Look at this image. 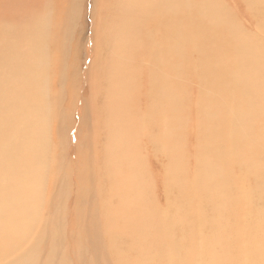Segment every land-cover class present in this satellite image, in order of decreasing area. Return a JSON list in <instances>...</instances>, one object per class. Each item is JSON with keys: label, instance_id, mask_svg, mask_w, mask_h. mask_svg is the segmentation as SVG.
Wrapping results in <instances>:
<instances>
[{"label": "rangeland", "instance_id": "rangeland-1", "mask_svg": "<svg viewBox=\"0 0 264 264\" xmlns=\"http://www.w3.org/2000/svg\"><path fill=\"white\" fill-rule=\"evenodd\" d=\"M162 1L0 0V85H3V87L0 86V92L4 91L5 93L7 90L9 94V91L12 90V87L8 89L6 86L7 78L8 80L12 79L8 84L17 85L11 97L2 95L0 104L4 102L5 106L12 101H15L13 105L18 104L12 106L9 109L10 112L3 107L5 116L9 115L8 117H10H4L3 121L7 123L9 120L10 122L13 120L12 124L18 126L17 124L26 122H21L20 116L23 115L30 124L38 122L46 133L44 134L42 131L43 134H41L45 137L42 136L44 140H40L42 143L39 141L40 145L43 144V147H47L45 150L48 151V154L44 152L45 158L44 156H33L35 160L37 159L33 165L39 170L37 169L36 180H32V184L37 185L30 191V194L34 193L36 201L31 204V199L29 203L33 205L31 207L33 211L29 213L27 225L23 218V224L19 226L20 229L18 228V234L14 240L7 244H4L6 241L3 242L4 256L11 254V259L15 260L19 259V255L21 257L28 256L30 253L35 259L36 250L37 258L39 256L40 260H34L36 264H42V259L43 264H97L98 262V264H214L216 262L219 264L220 261V264H264L263 141L261 140V150H263L261 156L259 151L257 154L259 156L255 155L254 157L263 159L261 166L259 164L252 165L249 162L246 164L244 161L246 151H241L245 150L244 148L240 150L241 146L235 148L236 152H239L237 154H235V149L231 150L237 157L232 156L233 153L231 156H228L230 154L220 156L218 153L215 157L211 156L209 152L208 155L202 154L203 149L213 151L216 147L213 144V138L210 143L206 142L209 140L208 138V140L203 139L208 131L209 123V118H205L208 113L205 114V112L207 110L210 113L211 110L213 113L217 110L224 112V108L222 110L221 107H216L218 105L217 93L220 92L214 88L218 85L216 84L218 78L214 71L217 70L216 73L224 74L230 67V57L223 63H221L222 58L225 57H220V64L214 63L216 58L213 61L210 46L217 39L222 40L223 36L227 35L234 41L232 45L236 43L234 39H247L245 41L247 46L253 43L251 44L252 51L264 54V0H255L256 2L254 0H180L181 2L175 0L176 3L171 0L174 4L170 0ZM204 1L206 4L211 1L208 3L215 7L206 10L208 14L206 11H202L205 5ZM186 3L191 4L193 8L187 10L186 5L188 4ZM181 5H183L182 8ZM156 6H160V9L163 10L160 15L158 12L154 13ZM169 6L174 8L171 9ZM103 9H107V11ZM176 9H180L179 12H175ZM187 11L190 19L193 18L191 15H203L204 18L201 19L204 21L203 25L193 26V21H187L185 14ZM209 11L213 12L209 13ZM203 12L204 14H201ZM181 15L184 18H181ZM153 23L156 29L153 28ZM187 23H189L188 32L186 28L182 33V29ZM181 33L186 37H182ZM89 37H91L90 41ZM192 38L199 47L194 43L195 46L192 47ZM181 39L183 43H181ZM199 40H203V42ZM98 41H101L103 49L97 46L99 45ZM245 44L242 45L245 46ZM133 46L134 49H132ZM155 49L162 50L160 54L165 56V62L169 65L173 62L169 63V60L174 59L175 55L179 59L183 55L181 57L183 60L178 61L182 67V69L180 68L181 75L180 73L174 74L176 69L172 64L170 69L167 68L168 73L161 71L165 69L164 72H166L165 67H162L161 72L158 71L159 67L163 64L165 66L167 63L161 61L165 60L162 54L159 55L162 58H158ZM97 50L103 51L102 56L96 53ZM246 52L247 50L245 57L247 56ZM168 53L171 56H169L170 59ZM185 55L186 59H184ZM114 56L116 57L113 58ZM144 57L147 58L144 60V67L142 66L143 71L141 65L138 64ZM154 60L157 62L156 69L154 68L156 71H153L155 75H159L160 72L158 78L162 80L163 77L164 80L169 81L168 83L165 81L167 93L170 95L169 101L165 100L166 103H162V99L159 98L158 104H155L156 100L151 90V86H155V84L151 79L157 80L158 78L151 75L150 81L147 74H144L147 73L145 66H148V61L151 62L149 65H155ZM262 60L264 59L262 58ZM16 62L21 67L16 69L18 65ZM158 65L159 67H157ZM171 66L174 67L172 73H170ZM22 68L33 71L20 73L21 76L19 72ZM38 69L41 70V73L39 71L36 74ZM12 72H18V74ZM11 73L12 77L10 78ZM132 73L136 76L134 77ZM165 74H167L166 77ZM15 75H18L19 78ZM34 77L41 78L42 100L31 94L34 91L32 89L35 84ZM175 77L180 78L176 81ZM15 79L22 82L18 81L17 83ZM132 83H136L134 90L132 88L133 86L135 88V85ZM16 91L20 94L15 93ZM171 93L172 95L178 93L182 100L176 102L173 99L172 101ZM14 94L20 95V98ZM207 94L210 96H206ZM4 97L7 101H4ZM97 97L98 109H91V104ZM207 99H209L208 102L213 101L214 107L211 105L213 109L209 105L211 102L205 103ZM144 101H147V105ZM180 104V108H177ZM249 104L251 106L242 104L241 99L238 101L236 109L242 107L251 112L254 108L251 103ZM148 105L158 109L161 116L158 115L152 119L150 116L146 117L149 112L146 111L152 110ZM39 106H43L42 112L39 111ZM130 106L131 108H129ZM160 108L165 109H161V111ZM169 108L170 110H168ZM16 112L19 114L17 115ZM138 112H141L146 124L138 120L139 128L136 127L137 123L133 128V123H129L128 118L136 119L139 117ZM150 112L149 115L155 111ZM89 113L94 117H99L101 114L95 128L89 119L91 117H89ZM126 113L127 118H124L125 121H123L120 118H123V114ZM28 116L33 117L32 121ZM204 118L207 120L204 121ZM14 120L20 122L15 123ZM28 123L27 126L32 127ZM261 123L260 120L259 123L253 124L251 132L254 129L253 133H256L258 131L256 128L260 131L264 130V123ZM259 124L261 125L259 126ZM6 127L8 128V125ZM220 127L226 129L228 133H238L237 129L228 124L221 123ZM92 130H94L93 133ZM81 134L82 136L86 134L85 139L78 137ZM120 134L122 135L119 136ZM129 134L131 136L128 138ZM101 136L103 139L99 138ZM116 137L119 138L116 139ZM96 139L101 149L98 152H96L97 147L95 149ZM198 139H202L201 142ZM7 140L8 134L0 135L1 144L5 141L7 143ZM89 140L96 142L92 141L91 143ZM253 142L256 141L253 140ZM46 144L47 146H45ZM256 144L257 142L254 145L256 146ZM75 152L76 155L80 154L79 157L74 155ZM231 157L239 158V161L233 163V160L231 163V161L229 162ZM211 164H213V170L211 167L209 169ZM42 165L44 166L42 167ZM201 167L204 169L201 170ZM239 172L242 177H238ZM207 173L217 175V179L220 173V180L228 190H221L222 184L220 183L215 186L216 192L211 194L210 192L213 190L211 185L208 187L210 183L207 187L205 185L211 179V175L212 177L214 175L211 174L209 177ZM247 174H249L248 177ZM258 176L260 177L258 178ZM198 182L199 185H197ZM196 188H201L202 191L200 190L199 193L198 190H195ZM247 188L253 196L247 193ZM102 190L103 192H101ZM102 193L104 198L101 196ZM240 195L243 198L239 197ZM220 196L224 197L218 198ZM253 197L258 201L253 202ZM212 198L216 200V203L212 202L214 200ZM248 198L252 202L251 204L247 203ZM202 207L206 211L199 220L197 215H201ZM199 222H201L200 230L197 225ZM212 223L213 229L208 230L206 226L210 227ZM225 226L227 227L225 228ZM25 228L27 229L23 230ZM194 231H201L205 237H201L199 232V234H195ZM95 233L96 235H94ZM54 235L56 236L54 237ZM49 236H52V239ZM216 236L221 240H217ZM92 237L101 245L99 246L96 241L93 244ZM16 238L21 240L20 244L15 242ZM196 243H200V246ZM6 247H9V250ZM223 248L226 252L225 255H222L221 258L218 257L219 260L213 259L212 261L213 256ZM202 249L204 251L206 249V251L203 253ZM50 252L54 255L51 256ZM29 258L30 256L22 257L21 261H29Z\"/></svg>", "mask_w": 264, "mask_h": 264}, {"label": "bare ground", "instance_id": "bare-ground-1", "mask_svg": "<svg viewBox=\"0 0 264 264\" xmlns=\"http://www.w3.org/2000/svg\"><path fill=\"white\" fill-rule=\"evenodd\" d=\"M106 2V0H103V2ZM160 1H162V0H160ZM163 1H165V0H163ZM162 1V2H163ZM171 1V0H170ZM169 1V2H170ZM172 1H174L175 2V0H172ZM171 1V2H172ZM178 1H180V0H178ZM183 1V0H182ZM219 1V0H218ZM258 1V0H257ZM174 2H172L173 4H174ZM181 2V1H180ZM206 1H204V9L202 10V11H206V10H210V9H214L215 7L214 6H211L209 3H211V1L208 3L207 2V4L205 3ZM254 2H256L255 0H254ZM253 2V3H254ZM176 3V2H175ZM170 4V3H169ZM186 4H188V3H186ZM256 4V3H255ZM104 5H105V3H104ZM103 5V6H104ZM170 5H172V4H170ZM254 5V4H253ZM102 6V7H103ZM180 6V5H179ZM182 6L183 5H181V8H182ZM255 6V5H254ZM260 6V5H259ZM92 7V6H91ZM171 9H173L174 7H172V6H169ZM176 7V6H175ZM186 7H187V10H191L192 8H193V6L191 5V4H188V5H186ZM189 7V8H188ZM264 7V6H263ZM156 8V11L154 12V13H159V15L163 12V10H161L160 9V6H156L155 7ZM180 8V9H181ZM170 9V10H171ZM180 9H176L175 10V12L176 11H178L179 12V10ZM103 10H106L107 11V9H103ZM177 12V13H178ZM207 12V11H206ZM206 12H205V14H206ZM213 11H209V13H212ZM186 14V16H187V18H186V16H185V18L186 19H188L187 21H193L194 22V25L193 26H198L199 27V24H202L203 25V23H204V21H202L201 19L202 18H204V16L202 15H191V16H193V18L191 17V19H190V15H189V13H188V11L185 13ZM201 14H204V12L203 13H201ZM207 14H208V12H207ZM206 14V15H207ZM205 15V16H206ZM182 16V15H181ZM217 16V15H216ZM157 17V16H156ZM207 17V16H206ZM160 18V17H159ZM162 18V17H161ZM181 18H184L183 16L181 17ZM163 19V18H162ZM162 21V20H161ZM156 22V21H155ZM192 22V23H193ZM211 22V21H210ZM157 23H159V21L157 20ZM156 23V24H157ZM163 23V25H164V22H162ZM215 23V22H214ZM161 24V23H160ZM166 24H168L167 22H166ZM189 23H187V25H185V27L182 29L183 31H182V33L185 31V29L187 28V32H188V27H189V25H188ZM163 25H161L162 26V28H163ZM184 25V24H183ZM160 26V25H159ZM197 27V28H198ZM153 28H155V24L153 23ZM157 28H158V25H157ZM161 28V27H160ZM197 28H194L195 30H198L199 31V29H197ZM156 29V28H155ZM159 29V28H158ZM168 29H169V27H168ZM175 29V28H174ZM203 29V28H202ZM212 29V28H211ZM172 30V29H171ZM176 30H178V29H176ZM200 30H201V28H200ZM204 30V29H203ZM173 31V30H172ZM198 31H196V32H198ZM147 32V31H146ZM154 32H156V31H154ZM175 32H177V31H175ZM195 32V31H194ZM157 33H160V34H162L161 32H157ZM180 33V32H179ZM181 33V36L182 37H186L185 35H183ZM203 33V32H202ZM155 34V33H154ZM196 34V33H195ZM198 34V33H197ZM177 35V34H176ZM212 35V34H211ZM210 35V36H211ZM175 36V35H174ZM200 36V35H199ZM164 37V36H163ZM167 37V36H166ZM173 37V36H172ZM176 37V36H175ZM179 38H181L180 36H178ZM195 38V37H194ZM194 38H192V40L194 39ZM202 38V37H201ZM218 38V37H217ZM90 39H91V37H89V41H90ZM170 39V38H169ZM182 40V39H181ZM201 40V39H200ZM199 40V41H200ZM234 40H236L235 42V44L234 45H232L233 43H234V41H232L231 39H229V37L227 36V35H224L223 36V39L222 40H218L217 39V41H214V43H213V45L212 46H210L211 47V49H212V59H213V61H214V58H216V61L214 62V63H217V65L218 64H220V60H221V58L220 57H225V58H222V62L221 63H223V62H225V60L227 61L228 60V58L230 57V67H229V70L226 72V73H224V74H222V73H216V71L217 70H215L214 72H215V76H217V78H218V82H216V84H218V85H216V87L214 86V88L215 89H217V91L218 92H220V93H217V95H218V105L216 106V107H221V109L222 108H224V112L222 113V111H214V113H213V110H211V113H210V111L209 110H207V112H205V114H207L208 113V116L210 115V117H208V116H203V117H205V118H209V123H208V125H207V133H205L206 134V136L203 138V139H207L208 141H206L207 143L209 142L210 143V141L212 140V138H213V144H215V149L213 150V151H205L204 149H203V151H202V154L203 155H206L208 152L210 153V155L211 156H213V157H215V155H217L218 153H220V156L221 155H224V156H226V155H228V154H230V155H228V156H231V154H232V156H234V157H237V156H235L234 155V152L233 151H231L232 149L234 150L236 147H240V150L242 149V148H244L245 150H241V151H246V154L244 155V157H245V159H244V161H246V164L249 162L250 164H259V166H261L262 165V161H263V159L261 160V159H258V158H254L255 157V155L257 156V154L259 153V151H260V156H261V151H263V150H261V142L263 141V143H264V130H262V131H260L258 128H256V130H258V131H256V133H253L254 132V129L252 130V132H251V129H252V127L254 126L253 124H256V123H259V121L261 120L262 121V123H264L263 121H264V75H260V74H264V63H263V61L264 60H262V58L264 59V54H261V53H255L254 51H252V48H253V46L251 45V44H253V43H250V45L249 46H247L246 44H245V41L247 40V39H234ZM88 41V42H89ZM94 41V40H93ZM92 41V42H93ZM134 41H135V39L133 40V44H134ZM172 41V40H171ZM171 41H169V42H171ZM180 41V40H179ZM213 41V40H212ZM249 41V40H248ZM95 42V41H94ZM93 42V43H94ZM99 42V45H97V46H99L100 47V49H103V45L101 44V41H98ZM98 42H97V44H98ZM166 42V41H165ZM190 42V41H189ZM195 41L193 40L192 41V44L194 43ZM200 42H203V40L202 41H200ZM252 42V41H251ZM172 43V42H171ZM180 43V42H179ZM181 43H183V40L181 41ZM245 44V46H243L242 44ZM254 43H255V41H254ZM163 44V43H162ZM175 44V43H174ZM195 44V43H194ZM193 44V46L192 47H194L195 45ZM198 44H204V43H198ZM261 44V43H260ZM165 45V44H164ZM164 45H162L163 46V50H165V47H164ZM167 45V44H166ZM169 45V44H168ZM94 46V45H93ZM96 46V47H97ZM197 46V45H196ZM167 47V46H166ZM172 47V46H171ZM181 47V46H180ZM190 47V46H189ZM197 47H199V45L197 46ZM216 47H217V49H216ZM241 47H243V48H241ZM139 48V47H138ZM174 48H175V46H174ZM182 48V47H181ZM132 49H134V46L132 47ZM168 49V48H167ZM192 49V48H191ZM191 49H190V52H191ZM195 49V48H194ZM156 51V53L158 54L157 56H158V58L161 56V54H160V52L162 51H158L157 49H155ZM171 50V49H170ZM177 50V49H176ZM242 50V52H240ZM247 50V56L245 57V51ZM263 50V49H262ZM133 51V50H132ZM167 51V50H166ZM172 51V50H171ZM174 51V50H173ZM180 51H181V49H180ZM236 51V52H235ZM95 52V51H94ZM167 52H169V51H167ZM175 52V51H174ZM178 52V51H177ZM182 52V51H181ZM193 52V51H192ZM235 52V53H234ZM238 52H240L239 54H237ZM251 52H252V54H251ZM255 54H254V53ZM261 52V51H260ZM98 55H100V56H102V53H103V51L102 50H97V52H96ZM116 54V53H115ZM171 54V53H170ZM178 54V53H177ZM197 54H198V51H197ZM196 54V55H197ZM213 54H215V55H213ZM237 54V55H236ZM160 55V56H159ZM174 55H175V53H174ZM173 55V56H174ZM180 55V54H179ZM182 55V54H181ZM116 56L117 57H119V55H117L116 54ZM116 56H114L113 58H115ZM169 53H168V58H169ZM183 56V55H182ZM181 56V57H182ZM121 57V56H120ZM134 57V56H133ZM132 57V58H133ZM162 57H164V59H165V56H163V54H162ZM162 57H160V58H162ZM167 57V56H166ZM171 57V56H170ZM181 57H180V59L179 58H177V55H175L174 56V59H172L171 61L169 60V63L170 62H172V63H170V65L172 64V65H174V67H175V69L176 70H174L175 71V73L174 74H179L180 73V68L182 69V67L180 66V62H178V61H182L183 59H181ZM196 57V56H195ZM146 58L147 57H144L142 60H141V62H140V64H138L139 66L141 65V67L143 66L144 67V65H145V61L144 60H146ZM175 58H177V59H175ZM188 58V57H187ZM190 58V57H189ZM18 59H19V57H18ZM170 59V58H169ZM184 59H186V55H185V57H184ZM20 60V59H19ZM121 60V59H120ZM134 60V59H133ZM161 60V59H160ZM160 60H159V62H160ZM177 60V61H176ZM156 60H154V63H156L155 65H149V64H151V62L150 61H148V66H145V71L147 72V73H144V74H147V76H148V78H149V80H150V77H151V75L153 76H156L155 75V73L153 72V71H156L155 69H156V65H157V62H155ZM162 62H164V63H167V62H165L166 61V59L163 61V60H161ZM23 62V61H22ZM158 62V63H159ZM15 63V62H14ZM17 63V62H16ZM19 63H21L20 61H19ZM19 63H17L18 65L16 66V69L17 68H19V67H21V65L19 64ZM144 63V64H143ZM161 63V62H160ZM160 63H159V65H160ZM25 64V63H24ZM116 64V63H115ZM130 64V63H129ZM143 64V65H142ZM225 64V63H224ZM159 65L157 66V67H159ZM170 65L167 63V64H165V66H164V64L161 66V67H159L160 69L158 70V71H160L161 69H163L164 67L167 69H170ZM176 65V66H175ZM177 65H179V66H177ZM226 65H228V64H226ZM41 66V65H40ZM138 66V68H140ZM151 66H152V68H151ZM225 66V65H224ZM143 67H142V70L144 71V69H143ZM163 67V68H162ZM174 67H172L171 66V68H172V71H170V73H172L173 72V69H174ZM213 67V66H212ZM218 67V66H217ZM129 68H131L130 67V65H129ZM155 68V69H154ZM224 68V67H223ZM23 69V70H22ZM21 69V71L19 72V75H21L20 73H25V71H30V73H31V71H33V70H31V69H25V68H22ZM154 69V70H153ZM168 69L166 70V72H164L165 71V69H163V70H161L163 73H168ZM141 70V71H142ZM39 71H40V73H41V70L40 69H38L35 73L36 74H38L39 73ZM131 71V70H130ZM160 71V72H161ZM225 71V70H224ZM232 71V72H231ZM132 72V71H131ZM153 74H152V73ZM160 72H159V75H160ZM212 72H213V68H212ZM13 74H18V72H16V73H14V72H12ZM12 73H11V76H10V78L12 77ZM28 73V72H27ZM157 73V72H156ZM169 73V74H170ZM7 74H10V73H7ZM133 75H134V73H132ZM173 74V75H174ZM195 74V73H194ZM130 75H131V73H130ZM159 75H157L156 77L158 78L159 77ZM163 75V74H162ZM166 75L167 74H165V77H166ZM180 75H181V73H180ZM185 75V74H184ZM22 76V75H21ZM20 76V77H21ZM136 75H134V77H135ZM145 76V75H144ZM153 76V77H154ZM179 76V75H178ZM1 77V76H0ZM15 77H17V78H19L18 77V75L16 76L15 75ZM171 77V76H170ZM182 77V76H181ZM184 77V76H183ZM186 77V76H185ZM9 78V79H10ZM23 78V77H22ZM129 78H130V76H129ZM137 78H139V77H137ZM172 78V77H171ZM178 78H180V77H175L174 79L176 80H178ZM216 78V77H215ZM1 79V78H0ZM23 79H25V78H23ZM33 79H35L34 80V87L32 88V89H34V91L33 92H31V94L33 95V96H36V97H39L40 99L41 98H43L42 97V95H43V90H42V88H41V85H42V83L40 82V79L41 78H39V77H34ZM130 79H132V78H130ZM144 79H145V77H144ZM159 79H160V81H159ZM183 79V78H182ZM181 79V80H182ZM12 79H10V80H8V78H7V83H6V86H7V88L8 89H10L11 87H12V90L11 91H9V94L7 93V90L5 91V93H4V91L3 92H0V98L1 97H3L2 95H4V96H7V95H9L10 97H11V95H13L12 93H13V91H15L16 89L15 88H17L16 86L17 85H12L11 83L10 84H8L10 81H11ZM14 80V79H13ZM16 80V79H15ZM146 80V79H145ZM153 82V84H155V86H151V90L153 91L152 93H153V97L155 98V100H156V102H155V104H158L157 103V100L159 99V98H161L162 99V103H166L165 102V100L167 101L168 99H169V93H167V85H166V82L168 83L169 81H166V79L164 80V78L162 77V80H161V78H158L157 80H155V78L154 79H151ZM150 80V81H151ZM173 80V79H172ZM171 80V81H172ZM176 80V81H177ZM203 80V79H202ZM216 80V79H215ZM19 82H22V81H20V80H18ZM18 81L16 80V82L18 83ZM166 81V82H165ZM193 81V80H192ZM1 82H2V80H1ZM13 82V81H12ZM133 82H134V80H133ZM172 82H175V81H172ZM187 82V81H186ZM14 84H15V82H13ZM16 83V84H17ZM136 83H137V81H136ZM136 83H132L133 85H135V88H134V86H133V90L134 89H136ZM181 83V82H180ZM215 83V82H214ZM138 85H139V83H137ZM141 84V83H140ZM151 84V83H150ZM171 84V83H170ZM176 85H177V83H175ZM174 84V85H175ZM2 85V84H1ZM0 85V86H1ZM143 85V84H142ZM148 85H149V83H148ZM187 85V84H186ZM185 85V86H186ZM90 86V85H89ZM188 86V85H187ZM198 86V85H197ZM206 86V85H205ZM2 87H3V85H2ZM132 87V86H131ZM142 87V86H141ZM171 87H173L172 86V84H171ZM170 87V88H171ZM143 88V87H142ZM175 88V87H174ZM195 88V87H194ZM0 90H1V88H0ZM213 90V89H212ZM211 90V91H212ZM45 91V90H44ZM138 91H141V90H138ZM222 91H224V93H222ZM142 92V91H141ZM147 92V91H146ZM172 92V91H171ZM178 92V91H177ZM207 92V91H206ZM227 92V93H226ZM15 93H18L17 91L15 92ZM138 93V92H137ZM149 93V92H148ZM18 94H20V93H18ZM18 94H14V95H18ZM80 94H82V93H80ZM138 94H140V93H138ZM158 94V95H157ZM160 94V95H159ZM182 94V93H181ZM214 94V93H213ZM142 95V94H141ZM157 95V96H156ZM209 94H207L206 96H208ZM97 96H99V95H97ZM147 96H149V95H147ZM171 99H172V101H173V99H175L176 100V102H180V99L182 100V97H180L179 96V94L178 93H173V95H172V93H171ZM204 96H205V94H204ZM210 96V95H209ZM215 96V95H214ZM13 97V96H12ZM18 97L20 98V95H18ZM35 97V98H36ZM138 97V96H137ZM216 97V96H215ZM214 97V98H215ZM225 97H227V98H225ZM5 98V97H4ZM17 98V97H16ZM140 98V97H139ZM152 98V97H151ZM154 98H152V99H154ZM217 98H215L216 100H217ZM225 98V99H224ZM228 98H229V100H228ZM3 99V98H2ZM9 99V98H8ZM10 99H12V98H10ZM14 99V98H13ZM18 99V98H17ZM137 99V98H136ZM160 99V100H161ZM206 99V98H205ZM204 99V100H205ZM242 99V104H245V105H248V106H251L249 103H251L252 105H253V107L252 108H254L250 113L248 112V110L246 111V108L245 109H243L242 107H240L239 109L237 108L236 109V105H237V103H238V101H240ZM246 99V100H245ZM4 100V99H3ZM15 100V99H14ZM42 100V99H41ZM208 100L209 99H207V101H205V103L207 102V103H209V102H211V104H209L210 105V108H212L211 107V105H212V103H213V101L212 100H210L209 102H208ZM215 100V101H216ZM4 101H7L6 100V98H5V100ZM9 101V100H8ZM12 101V100H11ZM135 101V100H134ZM169 101V100H168ZM15 101H12V103H10L9 102V104L8 105H5L4 106V102H2L1 104H0V135L2 136L3 134L4 135H7L8 134V140H7V143H6V141L5 142H2V144H1V142H0V264H36L35 262H34V260H39L38 258H39V256H38V258H37V255H36V250H35V259H34V256L32 255V254H30L29 253V255L28 256H30V260L28 261V260H24V261H21L22 260V257L23 258H26V257H28V256H20L19 255V259H15V260H12L11 258H12V255L10 254H8V255H5L4 256V254H3V251H4V249H5V247H4V244H7V243H9V241H11V240H14V238L17 236V234H18V232H17V230H18V228H19V226L21 225V224H23V218L25 219V225H27V223H26V221H27V219H28V216H29V213L30 212H32L33 210H31V207L33 206V205H30L29 203H30V201H31V199H32V202H31V204H33V201H36V199H35V195H34V193L31 195L30 194V191H32V189H34L35 187H36V185L37 184H32L33 182H32V180L33 179H35L36 180V178H37V176H38V172H37V169L39 170V168L37 167H35L34 165H33V162L34 161H37V159L35 160V158H33V156L34 157H36L37 155L40 157V156H44V158L46 157V155L44 154V152L45 153H47L48 154V151H46L45 149L47 148V147H43L44 145L42 144V145H40V140L41 139H43V137H45L44 135H42L43 134V132H44V134H46L45 133V130H42V128H41V126L38 124V122H37V124L36 123H34V122H32V124H30V123H28L27 122V120H25V117H23V115H21V113H20V111H19V113H17V115L19 114V115H21L20 116V119H22V123H23V121L25 122L24 124H17L18 126H14L13 124H12V122H13V120L10 122V120L6 123L5 121H3L4 120V117H8V116H5V113H4V108H6L7 110H9L12 106H14L13 105V103H14ZM17 102V101H16ZM34 102V101H33ZM120 102V101H119ZM118 102V103H119ZM145 102V101H144ZM147 102V101H146ZM146 102H145V104H146ZM170 102H171V100H170ZM182 102V101H181ZM17 103H19V102H17ZM22 103V102H21ZM42 103H43V101H42ZM139 103V102H138ZM160 103V102H159ZM172 103V102H171ZM204 103V104H205ZM3 104V105H2ZM23 104V103H22ZM37 104V103H36ZM41 104V103H40ZM97 104H98V97L96 98V100L94 101V103L93 104H91V109H98L97 108ZM120 104V103H119ZM128 104V103H127ZM168 104V103H167ZM176 104V103H175ZM182 104V103H181ZM181 104L177 107V108H180V106H181ZM241 104V103H240ZM239 104V105H240ZM16 105H18V104H16ZM19 105H20V103H19ZM121 105V104H120ZM147 105V104H146ZM160 105V104H159ZM178 105V104H177ZM176 105V106H177ZM30 106H32V105H30ZM137 106H139V105H137ZM136 106V107H137ZM145 106V105H144ZM150 105H148V107H149ZM158 106V105H157ZM167 106V105H166ZM174 106V105H173ZM205 106V105H204ZM213 106V105H212ZM4 107V108H3ZM18 107H20V106H18ZM29 107V106H28ZM37 107V106H36ZM43 107V106H42ZM42 107H40L39 106V108H40V112H42V110H43V108ZM135 107V106H134ZM146 107V106H145ZM214 107V106H213ZM16 108H17V106H16ZM21 108V107H20ZM129 108H131V106L129 107ZM142 108V107H141ZM250 108V107H249ZM5 109V110H6ZM14 109V108H13ZM31 109V108H30ZM48 109V108H47ZM90 109V110H91ZM116 109V108H115ZM119 109V108H118ZM150 109H152V110H147L146 112H148V115L146 116V117H149L150 116V118L152 119L153 117H155V116H158V115H160L161 116V114H160V111L158 110V109H155V107H153V106H150ZM162 108H160V110H161ZM163 109H165V108H163ZM162 109V110H163ZM213 109V108H212ZM215 109V108H214ZM248 109V108H247ZM145 110H146V108H145ZM157 110V111H156ZM161 110V111H162ZM168 110H170V108L168 109ZM171 110H172V108H171ZM177 110V109H176ZM216 110V109H215ZM223 110V109H222ZM11 110H9V112H10ZM15 111H16V109H15ZM150 111H155L153 114H151V115H149L151 112ZM177 111H180V110H177ZM32 112V111H31ZM145 111H144V113H146ZM165 112V111H164ZM168 112V111H167ZM166 112V113H167ZM181 112V111H180ZM179 113V112H178ZM247 113H249L248 115H247ZM41 114V113H40ZM113 114V113H112ZM122 114V113H121ZM138 114H139V117H137L136 119H129L128 118V120H129V123H133L132 124V126H133V128L135 127V125H136V123L138 122V120H139V122H144L143 124H146V121H144V118L141 116V112L139 113L138 112ZM147 114V113H146ZM145 114V115H146ZM7 115V114H6ZM12 115H13V111H12ZM120 115V114H119ZM124 115V117L122 118H120V119H122L123 121H125L124 120V118H127V113L126 114H123ZM144 115V116H145ZM91 115H90V113H89V117H90ZM100 116H101V114H99V117H94V116H91L89 119H90V121L92 122V124H93V126H94V128L97 126L96 125V122H98L99 121V118H100ZM134 116V115H133ZM163 116V115H162ZM176 116V115H175ZM77 117L79 118V116L77 115ZM172 117V116H171ZM8 118H10V117H8ZM28 118L30 119V121H32L31 119L33 118V117H30V116H28ZM39 118H41V117H39ZM46 118V117H45ZM45 118H43V119H45ZM159 118V117H158ZM163 118V117H162ZM204 118V121L205 120H207V119H205ZM15 119V118H14ZM17 119V118H16ZM179 119V118H178ZM110 120V119H109ZM133 120V121H132ZM171 120V119H170ZM202 120H203V118H202ZM15 121V120H14ZM18 122H20L19 120H17ZM17 121H15V123L17 122ZM35 121V120H34ZM78 121H79V119H78ZM156 121V120H155ZM17 122V123H18ZM42 122H43V120H42ZM46 122V121H45ZM138 122V123H139ZM4 123H6V124H4ZM27 123L29 124V125H31L32 127H29V126H27ZM48 123V122H47ZM46 123V124H47ZM129 123H126V124H129ZM137 123V125H136V127H138V124ZM207 123V122H206ZM221 123L222 124H225V125H230V126H232V127H234L235 129H237L238 130V133H236V134H232V133H228L227 131H226V129H224L223 127H220L221 126ZM261 123V124H262ZM41 124V123H40ZM43 125H44V123H42ZM100 124V123H99ZM249 124V126H247ZM261 124H259V126L261 125ZM6 125H8V128L6 127ZM66 125V124H65ZM124 125V124H123ZM203 125V124H202ZM251 125V126H250ZM253 125V126H252ZM99 126V125H98ZM127 126H129V125H127ZM130 126H131V124H130ZM143 126V125H142ZM146 126V125H145ZM257 126V125H256ZM144 127V126H143ZM61 128V127H60ZM70 128V127H69ZM81 128V127H80ZM93 128V127H92ZM139 128V127H138ZM213 128V129H212ZM261 129H262V127H260ZM264 128V127H263ZM121 129H122V127H121ZM159 129H161V127L159 126ZM168 129V128H167ZM72 130V129H71ZM70 130V131H71ZM80 130V129H79ZM43 131V132H42ZM133 131H135V130H133ZM140 131V130H139ZM144 131V130H143ZM260 131V132H259ZM69 132V131H68ZM94 132V130H92V133ZM160 132L162 133L163 131H161L160 130ZM199 132V131H198ZM206 132V131H205ZM42 133V134H41ZM81 133V132H80ZM85 133V132H84ZM110 133V132H109ZM78 134H79V132H78ZM102 134V133H101ZM126 134V136H127V133H125ZM124 134V135H125ZM135 134V133H134ZM138 134V133H137ZM163 134H164V132H163ZM242 134H243V136H242ZM75 135V134H74ZM74 135H73V137H74ZM76 135H77V133H76ZM86 134H84L83 136H82V134H81V136L80 135H78V137H84ZM93 135V134H92ZM95 135V134H94ZM122 134H120L119 136H121ZM136 135V134H135ZM141 135V134H140ZM201 135H202V133H201ZM204 135V134H203ZM43 136V137H42ZM105 136V135H104ZM131 136V134H129L128 135V138ZM133 136V135H132ZM190 136V135H189ZM42 137V138H41ZM71 137V136H70ZM86 137V136H85ZM85 137H84V139H85ZM203 137V136H202ZM202 137H200V138H202ZM81 138V139H82ZM99 138H102V136L101 137H99ZM114 138V137H113ZM117 138H119V137H116V139ZM126 138V137H125ZM1 139H3L2 137H1ZM75 139V138H74ZM103 139V138H102ZM260 139V140H259ZM44 140V139H43ZM76 140V139H75ZM200 139H198V141H199ZM202 140V139H201ZM201 140H200V142H201ZM253 140H255L256 142H257V144H256V146L254 145L256 142H253ZM262 140V141H261ZM4 141V140H3ZM40 141V142H39ZM91 143H92V141L93 140H89ZM96 141H97V143H95V149H96V147H97V151L96 152H98V151H100L101 149H100V147H99V144H98V140L96 139ZM96 141H93V142H96ZM204 141V140H203ZM36 142H39V143H36ZM162 142V141H161ZM161 142H158V143H161ZM42 143V142H41ZM44 143V142H43ZM45 143H47V142H45ZM103 143V142H102ZM207 143H204V144H207ZM212 143V142H211ZM221 143V144H220ZM73 145V144H72ZM76 145H78V144H76ZM91 145V144H90ZM45 146H47V144L45 145ZM205 146H208V145H205ZM214 146V145H213ZM263 147H264V144H263ZM70 148V147H69ZM93 148H94V146H93ZM67 149V148H66ZM71 149V148H70ZM79 149H80V147H79ZM237 149H239V148H237ZM262 149H264V148H262ZM69 150V149H68ZM209 150V149H208ZM239 150V151H240ZM41 151V152H40ZM80 152V151H79ZM29 153H31V154H29ZM237 153H239V152H236V149H235V154H237ZM245 153V152H244ZM98 154V153H97ZM74 155L75 156H78L79 157V155H76V152L74 153ZM93 155V154H92ZM208 155V154H207ZM240 155H241V153H240ZM227 156V157H228ZM243 156V155H242ZM241 156V157H242ZM259 156V155H258ZM257 156V157H258ZM77 157V158H78ZM227 157H225V158H227ZM264 157V156H263ZM98 158V157H97ZM41 159V158H40ZM43 159V158H42ZM78 159H80V158H78ZM227 159H229V157L227 158ZM232 159V160H231ZM241 159V158H240ZM39 160V159H38ZM45 160V159H44ZM80 160H82V158L80 159ZM210 160H212V159H210ZM234 160V161H233ZM41 161V160H40ZM213 161V160H212ZM211 161V162H212ZM231 161V163H232V161H233V163H236V161H239V158L238 159H234V158H230V160H229V162ZM222 162V161H221ZM220 162V163H221ZM227 163H228V160L226 161ZM47 163V162H46ZM83 163V162H82ZM240 163V162H239ZM49 164V163H48ZM86 164V163H85ZM216 164V163H215ZM264 164V163H263ZM239 165V164H238ZM242 165V164H241ZM251 165V166H252ZM44 165H42V167H43ZM79 166V165H78ZM255 166V165H254ZM253 166V167H254ZM210 167H211V170H213V164H211L210 166H209V169H210ZM228 167H230V166H228ZM239 167H240V165H239ZM252 167V168H253ZM104 168V167H103ZM202 168V167H201ZM200 168V169H201ZM215 168V167H214ZM231 168V167H230ZM260 168V167H259ZM262 168V167H261ZM51 169V168H50ZM204 168H202L201 170H203ZM208 169V170H209ZM217 169V168H216ZM243 169V168H242ZM245 169V168H244ZM255 169V168H254ZM74 170V169H73ZM251 170V169H250ZM258 170V169H257ZM264 170V169H263ZM218 171H220V170H218ZM242 171V170H241ZM261 171V170H260ZM42 172V171H41ZM215 172H217V171H215ZM228 172V171H227ZM230 172V171H229ZM243 172V171H242ZM247 172V171H246ZM66 173V172H65ZM226 173V172H225ZM104 174H106V173H104ZM206 174V173H205ZM208 174V173H207ZM211 174H213V173H211ZM211 174H208V176L210 177V175ZM239 176L238 177H242L241 176V173L239 172ZM253 173H251V175H252ZM257 174V173H256ZM258 174H260V173H258ZM214 175V177H212V175H211V179L208 181V183L205 185V187H207V185H208V187L211 185V187H212V190H213V192L211 191H209V190H207V188H206V190L207 191H209L211 194H213V193H215L216 192V189H215V186H218V184H222L220 187V189L221 190H224L225 189V191H227L228 189L226 188V185H224L222 182H221V180H220V178H221V174L219 173V178L217 179V175H215V174H213ZM261 175V174H260ZM76 176V175H75ZM105 176V175H104ZM108 176V175H107ZM204 176V175H203ZM227 176H229V174H227ZM249 176V174H247V177ZM252 176H254V174L252 175ZM106 177V176H105ZM198 177V176H197ZM246 177V176H245ZM251 177V176H250ZM260 176H258V178H259ZM59 178H61V177H59ZM98 178V177H97ZM110 178V177H109ZM108 178V179H109ZM262 178V177H261ZM62 179H65V178H63L62 177ZM201 179V178H200ZM199 179V180H200ZM198 180V181H199ZM203 180V179H202ZM258 180V179H257ZM64 181V180H63ZM106 181V180H105ZM100 183H101V181H99ZM200 182H201V180H200ZM213 182H214V184H216V185H214L213 184ZM257 182V181H256ZM109 183H110V181H109ZM111 184V183H110ZM197 185H199V182H198V184ZM204 185V184H203ZM213 185H214V187H213ZM253 185H255V184H253ZM65 186H66V184H65ZM109 186V185H108ZM111 186V185H110ZM109 186V187H110ZM202 186V185H201ZM200 187V186H199ZM198 187V188H199ZM210 187V188H211ZM223 187V188H222ZM198 188H196L195 190H198V192L200 193V190H201V188L200 189H198ZM218 188V187H217ZM228 188H229V186H228ZM253 188V187H252ZM118 189V188H117ZM227 189V190H226ZM255 189V188H254ZM120 190V189H119ZM263 190V189H262ZM105 191V190H104ZM108 191V190H107ZM202 191V190H201ZM260 191V190H259ZM101 192H103V190L101 191ZM196 193H197V191H195ZM261 192V191H260ZM259 192V193H260ZM263 192V191H262ZM206 193V192H205ZM223 193V192H222ZM228 193V192H227ZM247 193H250L251 194V191L250 190H248V188H247ZM193 194V193H192ZM225 194V193H224ZM223 194V195H224ZM246 194V193H245ZM245 194H243V196H245ZM249 194V195H250ZM258 194V193H257ZM263 194V193H262ZM93 195V194H92ZM252 195V194H251ZM250 195V196H251ZM94 196H95V194H94ZM101 196L104 198V195H103V193L101 194ZM136 196V195H135ZM212 196V195H211ZM237 196V195H236ZM243 196L242 195H240L239 197H242L243 198ZM246 196H247V194H246ZM246 196H245V199H246ZM249 196V197H250ZM253 196V195H252ZM251 196V197H252ZM257 196H259V195H257ZM221 197H224V196H220V197H218V198H221ZM260 197V196H259ZM106 198V197H105ZM125 198V197H124ZM238 198V197H237ZM212 199H214V198H212ZM226 199V198H225ZM253 199V202H255L256 200L258 201V199H255L254 200V197L252 198ZM251 199V200H252ZM248 202L247 203H252V202H250V199L248 198ZM138 201V200H137ZM219 201H221V200H219ZM125 202V201H124ZM212 202L213 203H216V200L214 199V200H212ZM224 202V200H223V198H222V205L224 204L223 203ZM89 203H91V202H89ZM88 203V204H89ZM129 203V202H128ZM231 203V202H230ZM257 203V202H256ZM259 203V202H258ZM94 204V203H93ZM125 204H127V203H125ZM207 204V203H206ZM209 204V203H208ZM230 205V204H229ZM249 205V204H248ZM203 206V205H202ZM206 206H208V205H206ZM256 206H258L257 204H256ZM28 207H30V210H28ZM213 207V206H212ZM225 207V206H224ZM91 208V207H90ZM128 208V207H127ZM142 209V208H141ZM205 208L204 207H202L201 208V215H197V218L200 220L201 218H200V216H203V213H205V211L206 210H204ZM207 209V208H206ZM209 209H211V208H209ZM231 209V208H230ZM250 209H251V207H250ZM129 210V209H128ZM227 210V209H226ZM92 211V210H91ZM211 211V210H210ZM264 212V211H263ZM156 213V212H155ZM198 213V212H197ZM206 213H208V212H206ZM213 213V212H212ZM114 213H112V215H113ZM127 214V213H126ZM211 214V213H210ZM218 214V213H217ZM109 216V215H108ZM114 216H115V214H114ZM113 216V217H114ZM144 216V215H143ZM209 216V215H208ZM243 216V215H242ZM260 217V216H259ZM108 218V217H107ZM140 218V217H139ZM204 218H206V217H204ZM73 219V218H72ZM109 219V218H108ZM197 219V220H198ZM202 219H203V217H202ZM93 220V219H92ZM198 220V221H199ZM241 220V219H240ZM190 221V220H189ZM27 222H29V221H27ZM143 222V221H142ZM31 223H33V222H31ZM219 223V222H218ZM217 223V224H218ZM30 224V223H29ZM221 224V223H220ZM158 225V224H157ZM198 226H199V230H200V226H201V222H199V224H197ZM209 225H211V224H209ZM220 226V225H219ZM159 227V226H158ZM207 228H208V230H212L213 229V223H212V226H210V227H208V226H206ZM216 227V226H215ZM227 226H225V228H226ZM31 228V227H30ZM88 228H89V226H88ZM91 228V227H90ZM197 228V227H196ZM222 228V227H221ZM248 228V227H247ZM20 229V228H19ZM27 228H25V229H23V230H26ZM38 229V228H37ZM204 229V228H203ZM223 229V228H222ZM30 230V229H29ZM89 230H91V229H89ZM182 232V231H181ZM194 232H196V231H194ZM199 231H197L195 234H199V235H202L201 237H205L202 233H201V231L198 233ZM227 232V231H226ZM97 233V232H96ZM96 233L94 234V235H96ZM228 233V232H227ZM36 234V233H35ZM229 234V233H228ZM251 234V233H250ZM83 235V234H82ZM225 235V234H224ZM29 236V235H28ZM56 235H54V237H55ZM58 236H59V234H58ZM92 236V235H91ZM100 236V235H99ZM44 237H45V235H44ZM50 237V236H49ZM48 237V238H49ZM52 237V236H51ZM50 237V238H51ZM87 237V236H86ZM35 238V237H34ZM58 238V237H57ZM215 238V237H214ZM252 238V237H251ZM43 239V238H42ZM52 239V238H51ZM50 239V240H51ZM92 239H93V237H92ZM98 240H100L99 238H97ZM207 239V238H206ZM216 239L217 240H221V239H219V238H217V236H216ZM255 239V238H254ZM4 241H6V243H4L3 244V242ZM51 241H53V240H51ZM90 241H91V237H90ZM95 241L96 240H94L93 239V244H95ZM250 241V240H249ZM248 241V242H249ZM252 241H254V240H252ZM15 242H17V243H21V240H19V239H15ZM15 242L13 243L14 245H15ZM97 243L99 242V241H96ZM222 242V241H221ZM232 242V241H231ZM262 242V241H261ZM42 243V242H41ZM100 243V242H99ZM98 243V244H99ZM106 243V242H105ZM212 243V242H211ZM210 243V244H211ZM229 243H230V241H229ZM255 243V242H254ZM36 244H37V242H36ZM197 244V243H196ZM200 244V243H199ZM199 244H197V245H199ZM221 244V243H220ZM13 245V246H14ZM23 245H25V244H23ZM97 245V244H96ZM101 244H99V246H100ZM256 245V244H255ZM258 245V244H257ZM21 246V245H20ZM33 246V245H32ZM36 246V245H35ZM200 246V245H199ZM31 247V246H30ZM45 247V246H44ZM198 247V246H197ZM224 247V246H223ZM234 247V246H233ZM250 247V246H249ZM9 248V247H8ZM7 247H6V249H8ZM27 248V247H26ZM34 248V247H33ZM39 248H41L40 246H39ZM39 248L37 247V249L39 250ZM48 248V247H47ZM222 248V247H221ZM31 249V248H30ZM9 250V249H8ZM7 250V251H8ZM53 250V249H52ZM54 250H57V249H54ZM227 250V249H226ZM202 251H203V253L206 251V249H205V251H204V249H202ZM56 252V251H55ZM34 253V252H33ZM51 253V252H50ZM196 253H198V251H196ZM225 249L223 248L222 250H219L214 256H213V258H212V261H213V259H216V260H219L218 259V257L219 258H221V256L222 255H225ZM106 254V253H105ZM38 255H40V254H38ZM51 256H53L54 254L53 253H51L50 254ZM107 255V254H106ZM41 256V255H40ZM50 256V257H51ZM228 256V255H227ZM18 257V256H17ZM167 257V256H166ZM196 257H198V256H196ZM224 257V256H223ZM5 258V259H4ZM49 258V257H48ZM62 258V257H61ZM8 259H10V260H8ZM54 259V258H53ZM18 260H20V261H18ZM51 260V259H50ZM222 260V259H221ZM225 260V259H224ZM243 260V259H242ZM40 261V260H39ZM55 261V259L53 260V262ZM10 262V263H9ZM52 262V261H51ZM52 262V263H53ZM63 262V261H62ZM145 262V261H144ZM215 262V261H214ZM221 262V261H220ZM220 262H219V264H220ZM235 262V261H234ZM49 263V262H48ZM71 263V262H70ZM99 263V262H98ZM97 263V264H98ZM143 263V262H142ZM195 263V262H194ZM213 263V262H212ZM216 263H218V262H216ZM216 263H214V264H216ZM42 264H43V259H42ZM46 264V263H45ZM54 264V263H53ZM141 264V263H140ZM198 264V263H197ZM211 264V263H210ZM222 264V263H221Z\"/></svg>", "mask_w": 264, "mask_h": 264}]
</instances>
